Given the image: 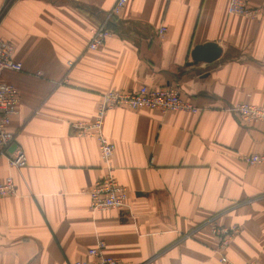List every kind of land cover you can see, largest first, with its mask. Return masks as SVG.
<instances>
[{
	"label": "crops",
	"instance_id": "0c3cea01",
	"mask_svg": "<svg viewBox=\"0 0 264 264\" xmlns=\"http://www.w3.org/2000/svg\"><path fill=\"white\" fill-rule=\"evenodd\" d=\"M116 1L0 0V39L22 64L2 79L20 95L11 130L28 162L14 170L0 158V182L16 187L0 199V264L86 261L98 241L128 264H221L210 220L237 228L227 264H264V163L242 159L264 154V125L243 126L227 110L264 107V18L229 15V0H127L113 36L88 51ZM205 43L220 57L191 65ZM168 85L202 112L110 110L102 132L129 211H91L102 164L96 139L74 125L93 121L104 92Z\"/></svg>",
	"mask_w": 264,
	"mask_h": 264
},
{
	"label": "built area",
	"instance_id": "2783aa9c",
	"mask_svg": "<svg viewBox=\"0 0 264 264\" xmlns=\"http://www.w3.org/2000/svg\"><path fill=\"white\" fill-rule=\"evenodd\" d=\"M127 0H117L112 9L106 13L103 23L91 31L90 41L87 44L88 51L100 50L107 39L113 36L108 27L110 21L119 15ZM229 15L240 16L248 19L259 20L264 18V6L249 8L242 0H229L227 6ZM2 11L0 12V18ZM167 29L160 26L156 36L162 39ZM15 47L0 39V158H4L9 168L22 170L27 166V157L20 146L15 143V133L11 130L13 117L17 116L20 105L18 90L5 82L2 76L5 72L22 71V64L14 59ZM115 108H127L131 110H155L161 113L187 112L199 115L202 109L191 102L184 101L180 97L179 88L176 85H168L162 88H150L142 86L136 91L120 92L108 91L100 95L96 106L95 117L92 122H80L74 125L77 135L81 137H93L98 144L99 158L102 164V175L89 191V209L91 211H106L116 209L121 212L129 211L128 192L120 186L113 176L112 158L114 145L103 135V121L106 114ZM235 115L243 126L253 124L264 125V107L252 104H236L227 109ZM248 165L264 163V154L250 155L242 158ZM16 193V187L12 177L7 176L0 182V199L12 197ZM210 233L218 239L217 251L219 262L227 264L224 255L231 240L237 234V228L215 224L214 220L207 221L204 225ZM105 244L98 241L95 247L86 251L88 260L77 261L73 264H128L119 259L104 255ZM248 264H255L250 262Z\"/></svg>",
	"mask_w": 264,
	"mask_h": 264
},
{
	"label": "water",
	"instance_id": "95a60500",
	"mask_svg": "<svg viewBox=\"0 0 264 264\" xmlns=\"http://www.w3.org/2000/svg\"><path fill=\"white\" fill-rule=\"evenodd\" d=\"M221 55V49L216 43H205L203 45H198L193 48L190 53L191 65H196L198 63L211 64L218 60Z\"/></svg>",
	"mask_w": 264,
	"mask_h": 264
}]
</instances>
